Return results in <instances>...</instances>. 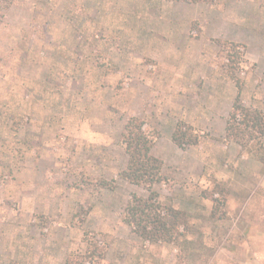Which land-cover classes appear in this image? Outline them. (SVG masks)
<instances>
[{
  "label": "rangeland",
  "instance_id": "374dc122",
  "mask_svg": "<svg viewBox=\"0 0 264 264\" xmlns=\"http://www.w3.org/2000/svg\"><path fill=\"white\" fill-rule=\"evenodd\" d=\"M213 38L245 45L240 100L264 110V0H13L3 10L0 264H63L86 230L106 245L101 264H264V165L224 139L237 91ZM133 115L158 133L151 153L169 178L154 185L160 200L189 217L178 244L143 241L121 220L130 194L148 193L117 175ZM179 120L197 145L173 143ZM113 178L114 189L99 185ZM217 186L218 208L204 195L219 197Z\"/></svg>",
  "mask_w": 264,
  "mask_h": 264
},
{
  "label": "trees",
  "instance_id": "16d2710c",
  "mask_svg": "<svg viewBox=\"0 0 264 264\" xmlns=\"http://www.w3.org/2000/svg\"><path fill=\"white\" fill-rule=\"evenodd\" d=\"M13 0H0V21L3 10L8 8ZM185 2H208L210 0H182ZM195 23V22H193ZM218 47V59L225 75L233 82L236 96L227 114L224 125L225 141L238 144L245 153L257 159L264 165V110L248 107L240 100L244 80L240 75L245 57V45L231 40L213 38ZM146 121L138 116H129L121 131V143L127 155L126 166L117 175L129 183L142 186L148 193L145 196L131 193L123 211L121 220L141 240L148 243L178 244L179 236L188 230L187 213L175 207L171 202L160 200V194L154 185L167 182L169 178L163 172V161L151 153V148L158 137V133L145 128ZM200 135L192 125L183 120L176 122L171 134V140L178 147L197 145ZM99 185L114 189L115 179H102ZM213 192L204 194L213 205L216 202L224 204L225 189L217 186ZM218 208V205H216ZM214 212L211 209L212 213ZM84 248L69 251L63 264H101L105 261L106 245L100 243L91 231H84L82 236ZM9 264H17L11 260Z\"/></svg>",
  "mask_w": 264,
  "mask_h": 264
},
{
  "label": "crops",
  "instance_id": "0c3cea01",
  "mask_svg": "<svg viewBox=\"0 0 264 264\" xmlns=\"http://www.w3.org/2000/svg\"><path fill=\"white\" fill-rule=\"evenodd\" d=\"M262 229V228H261Z\"/></svg>",
  "mask_w": 264,
  "mask_h": 264
}]
</instances>
